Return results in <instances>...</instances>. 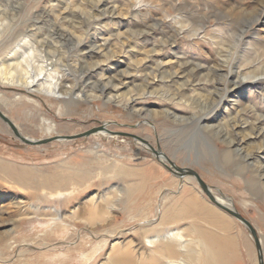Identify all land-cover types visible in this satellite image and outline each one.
<instances>
[{"label":"rangeland","instance_id":"374dc122","mask_svg":"<svg viewBox=\"0 0 264 264\" xmlns=\"http://www.w3.org/2000/svg\"><path fill=\"white\" fill-rule=\"evenodd\" d=\"M101 1L104 4L102 10L110 11L114 8V11L112 14L99 15L88 27L87 24L93 19L86 12H92L90 5L94 0H18L15 3L0 0V14L6 11L8 17H15V23L0 36V67L9 69L6 76L12 74L14 78H19L20 73L15 69L18 63L24 67L22 57L26 56L23 52H28L25 50L28 44H24L26 40L21 31L25 25L31 26L37 35L28 39L29 45L34 44V47L40 49L34 50L36 57L31 59L27 75L35 76V65L43 62L40 55L44 56V52L49 51L54 64L59 66V72L65 68L73 70V66L78 65L76 75L90 68L92 80H98L100 76L116 82L120 79L117 91L119 96H129L131 92L137 97L138 103H147L152 110L157 111L167 107L177 112L184 111L183 103L176 101L177 98L172 102L170 99L177 96L176 88L185 82L187 73L195 65L220 67L222 56L228 54L230 67L234 71L238 68L242 71L254 68H258V72L264 70V0ZM49 5L54 6V15L45 12ZM222 9H226L224 13L227 16L219 13ZM207 10L214 12L207 13ZM159 19H165L174 27L160 25L157 23ZM176 19L183 20V28L175 23ZM59 27L84 36L80 52L76 51L73 39L60 36ZM207 31L208 34H205ZM194 32L196 35L190 36ZM48 35L52 39L44 47L36 43ZM105 38L104 53H97L96 47L102 45ZM124 38L127 39V45L122 46ZM181 62L184 63L181 69L186 67L185 71L179 70L170 78L160 77L172 72ZM134 64L137 65V71L132 67ZM158 65L157 77L151 89L153 93L138 95L136 90L145 76L151 78V71L156 70ZM225 67L221 65L218 77L223 74ZM204 72L195 79L201 78ZM235 76L231 74L229 79H235ZM44 78L50 79L49 76ZM66 82L71 84V81ZM192 84H197L193 88L201 95L206 96L213 90L201 81H194L186 87V96L193 95ZM61 90L65 91V87H61ZM0 93L6 94L0 102L4 113L2 110L0 112L11 116L14 126L31 140H39L38 137L46 133L45 124L39 123V116H34L37 110L35 107L29 108L22 100L13 101L17 95L35 101L38 110L46 114L45 118L49 116L58 123L69 124L61 135L79 132L84 126L93 128L103 124L116 128L32 145L21 142L0 119L11 133L3 129L0 123V159L14 168L27 169V177L33 173L32 180L18 183L0 172V264H111L117 254L115 246L120 248V252L134 251L135 255L142 251L147 253L139 228L159 219L164 193L177 194L183 186L179 183L181 175L161 156L168 157L178 166L195 170L211 194L231 197L236 212L255 231L258 224L264 233L263 215L250 207L244 208L236 197L241 195L246 201L254 202L258 210L264 211L259 189L255 186L256 180L249 170L237 169L231 158L216 150L213 143L218 147L223 144L215 133L193 129L192 121L188 119L189 112L197 111L199 114L208 113L216 118V123H222L224 107L212 108L206 101H193V105L185 108L187 121L170 118L161 125L159 134L151 118L133 117L115 104L108 107L95 102L71 104L66 105L67 109L64 108L71 115H59L42 94L3 85H0ZM227 95L231 96L224 100L229 97L230 101L234 99L240 106L249 104L253 111L264 114L263 82L242 84ZM52 101L58 103L55 99ZM140 125L145 128L138 131ZM21 129L26 133H22ZM148 134L152 137L144 138ZM259 143V139L248 137L244 149L256 152ZM154 150L161 151V156H156ZM256 157L257 161L264 163V149ZM118 166L141 171L146 168L152 178L142 180V175L137 173L128 178L123 177L116 174ZM82 170L86 178L81 180L74 172ZM48 174H61L70 179L54 188L43 183L42 176ZM233 176L240 178V181L232 180ZM167 178L177 179L176 189L164 185ZM215 182L226 183L227 187L221 189ZM131 183L144 188V198L139 195L125 197L124 193L130 191ZM229 189L235 191L236 195ZM203 195L208 201L216 203L204 192ZM143 201H150V216L137 221L140 217L138 215L142 214L140 209L145 206ZM223 202L230 208L228 199H223ZM92 211L98 212L102 219H92L89 216ZM225 213L241 228L254 250L253 258L251 251L245 247L240 248L238 262L234 264H260L258 253L261 258V246L258 251L248 228L226 210ZM97 240H106L108 243L102 247L95 243Z\"/></svg>","mask_w":264,"mask_h":264},{"label":"bare ground","instance_id":"6f19581e","mask_svg":"<svg viewBox=\"0 0 264 264\" xmlns=\"http://www.w3.org/2000/svg\"><path fill=\"white\" fill-rule=\"evenodd\" d=\"M11 1L15 3L18 0ZM103 5L104 4L101 0H94L93 4L90 5L92 12L89 11L86 13H89L88 16L93 20L89 24H87L88 27L92 24V22H95V20L99 18V15L105 13L112 14V12L114 11V8H112L110 11L102 10ZM213 10L215 11L216 9L213 8ZM214 11L207 10V13ZM224 11H226V9H222L219 13H224ZM45 12L47 13V15H54V6L49 5V7L45 9ZM223 15L224 17L227 16L226 13H224ZM14 18L12 16L10 17V15L8 17V13L6 11L0 14V36L4 34L5 30L9 26L15 23ZM182 22L183 20L180 19L175 20V23L179 24L181 28L184 27ZM157 23H159L160 25L166 24L169 27H174L172 26V23L167 22L165 19H159ZM248 25H250V23ZM31 28V26L25 25L21 31L23 37L26 40L24 44H28V47H26L25 49L28 50V52H23V54H26V56L22 57L24 67L21 63H18L19 66L17 69H15L20 73V77L14 78V75L12 74H10L8 77L6 75L9 74V69L6 70V68L3 69L2 67H0V85L24 88L28 92L42 94L44 98L46 97L48 101L52 103L59 115H71V112L68 113L66 111V105L70 106L71 104H90L91 102H95L98 105L107 107L115 104L128 111V113L132 114L133 117L151 118L156 123L159 134L162 130L161 125L171 120L170 118H172L173 120L175 118H182L186 119L187 121V109L185 108L193 105V101H206L207 103L211 104L212 108L215 106L219 108L224 107L225 116L222 119V123H216V118L210 116L208 113L199 114L197 113V111L189 112L188 119L192 121V125L194 127L193 129L208 133H215L219 137L223 146L218 147L215 143H213V145L216 147L217 151L222 153L224 156L231 158V161L234 162V165L237 169L249 170L252 177L256 180L255 186L259 189V198L261 203L264 205V163H260L259 161H257L256 157V154L264 149V114H262L261 112L253 111L249 104L240 106L239 102L234 101V99L233 101H230L229 97L227 98V100H224L227 96H231L227 95L228 93H233L234 89L238 86H241L242 84L255 85L261 82L264 83V70L258 72V68H254L252 70L247 69L242 71L240 70V68H238L237 71H234L231 68L232 66L230 67L228 54L224 57L222 56L223 60L220 61V63L226 65V67L223 74H221V76L219 77L217 76L219 73L218 70H221L220 67L222 64L220 65V67L201 66L199 64L198 66L195 65L193 66L192 70L187 73L185 82L181 85H178V87L176 88L177 96H172L173 98L170 99L172 102L177 98L176 101H179L185 105V107H183V110L186 112H177L171 110L168 107L163 108L161 111H157L154 109L152 110L150 105L147 103H138L136 101L137 97H135L131 92L129 96H119L117 91L118 85L121 84L120 79L118 82H116L113 79H103L100 76L98 80H92L90 76V68L85 69L82 73L76 75L75 69L78 65H72L74 67L73 70H70L69 68L66 70L65 68L59 72V66H56L54 64L53 60L51 59L52 55L48 53L49 51H45L44 56L40 55L43 62L40 65H35V70L33 72L35 73V76L27 75L28 67L31 66V61L34 57H36L34 50L37 49V47H34V44L29 45L30 40L28 39L32 36L37 37L35 31H33ZM59 28L61 30L60 36H62L63 39H73L75 41L76 51L80 52L82 50L81 44L85 41L84 36L78 34V32L75 33L74 31L72 32L61 27ZM203 31H205V29H203ZM205 34H208V31L205 32ZM191 35H196V32L191 33L190 36ZM51 39L52 38H50V35H48L43 39V41L40 40L42 42H40L39 40L36 41L35 39L32 40L36 41V43H39L41 47H44L45 43L47 41H50ZM103 41L104 43L102 45L96 47L97 53L103 52V47L107 41V38H105ZM18 43L17 46H19ZM121 45H127L126 38L121 41ZM182 64L184 63H178L176 69L168 73L166 76L160 75V77L170 78L171 75H176L179 70H181L182 72L185 71L186 67H183V69H181ZM132 67L134 71H137L136 64H134V66ZM158 69L159 65L156 70L154 69L151 71V78H147L145 76L144 81L136 90L138 95L141 96L146 93H153L151 89L154 84V79L157 77L156 71H158ZM202 72H204L203 76L199 79H195V77ZM159 74L161 73L159 72ZM231 74L236 75L235 79H229V76ZM47 76H49L50 79L44 78ZM243 78H246L247 80H243ZM66 81H71V84H68V82ZM194 81L199 83L201 81L202 84L209 85L211 87L210 89L213 90H210L208 94L206 93V96L201 95V93L196 91L197 89L193 88L195 87L194 85L197 84H192L191 88H193V95L186 96V87H189V85H191V83ZM61 87H65V91H62ZM4 95L6 94L0 93V102L3 101L2 97L5 98ZM173 95H175V93H173ZM13 99V101L17 99L22 100L30 106L29 108L32 109V107H35L37 109L34 116H39V123H44L46 128V133L43 136L38 137V139L52 137L53 135L61 136L60 133H64V130L68 128L69 124L67 123H58L49 116L45 118L46 114L38 110L39 108L37 107L36 102L32 99L21 97L20 95H17V97H14ZM52 99L57 100L58 103H54ZM64 108L66 109L64 110ZM192 108L194 107L192 106ZM0 110H2L1 104ZM2 111L4 113V110ZM6 117L11 122L13 121V118H11V116L9 117L6 115ZM7 125L3 124L2 126L3 129L9 131ZM143 128H145V126L140 125L138 131L143 130ZM0 129L2 130V127ZM81 129L82 130L79 132L76 131L65 133V135L72 136L81 132L84 133L91 128L84 126V128ZM115 129L116 128L114 126L107 125L104 126L102 130ZM21 131L22 133H26L23 129H21ZM239 132H243V134ZM9 134L11 135L10 131ZM151 137L152 136L150 134L144 135V138ZM248 137H251L253 140H260L259 145L255 148L256 152L251 149H244V145L247 143ZM32 140H35V138ZM159 156H161V154ZM161 158L168 162V157L161 156ZM112 166L113 164L109 167ZM0 172L4 176L11 178L13 181L18 183L27 179H33V173H30V177L26 176L29 173L27 169L14 168L8 162L2 159H0ZM116 172V174H121V176L126 178L132 176L133 173H137L139 176L142 175V180L146 178H152L151 173L146 168L141 171L136 168L127 169L124 166H118ZM74 174L78 177V179L82 180L86 178V173L84 172V170L74 172ZM42 178L45 185L54 188H57V186L59 187L63 183H67L70 179V177L61 174H48L42 176ZM231 179L236 182L240 181V178L235 176L231 177ZM166 181H164V185H168L169 187H172V189H176L177 183H175V181L177 182V179L175 180L174 178H167ZM179 183H181L183 186L177 194H173V192L164 193L160 205L161 211L159 219L155 223H150L145 225L144 227L139 228V231L142 232L143 243L147 247L148 252L145 253V251H142L138 253V255H135L134 251L120 252V248L115 246L114 249L117 251V254L112 259L111 264H234V262H238V258L240 255L239 250L242 247H245L247 251H251V256H253L254 258V250L249 239L242 232L241 228L234 222V220L225 213V210L229 208V206L225 202H223V199H228L230 202L229 209L236 212V207L232 202L231 197L227 198L223 195H213L207 189L209 192V196L211 197L210 200L216 202L215 204L217 205L221 204L219 206V209L217 205L206 199V197L203 195V192L205 194L206 192L202 190L201 187L197 188L196 178H194L193 175H181ZM215 184L221 189H225L227 187L226 183L215 182ZM132 185L133 183H131L130 191L124 193L125 197L128 198L132 195H139L140 197L144 198V188L139 187L137 184L133 186ZM229 191L236 195L235 191H232L230 189ZM134 192L135 194H133ZM236 197L238 198V200H240L244 208L250 207L264 217V211L258 210V207L254 202H251L250 200L249 202L246 201V199L241 195H236ZM144 204L145 206L140 209V213L142 214L138 215V217H140L137 219V221L141 219H147L150 216V210H148V206H151L150 201H147ZM89 216L92 219H102L101 215L96 211L90 212ZM184 223L185 225H181ZM256 227V231L254 230L255 237L257 239L258 245L260 243L259 249L261 246L263 257L264 233L261 228L258 227V224ZM252 228L254 229V227ZM112 233L113 232H109L108 234ZM87 240L88 242L90 241L94 243V241H91L89 239ZM95 243H98L103 247L108 242L106 240H97L95 241ZM262 257L260 258V263L264 264V257L263 261Z\"/></svg>","mask_w":264,"mask_h":264},{"label":"water","instance_id":"95a60500","mask_svg":"<svg viewBox=\"0 0 264 264\" xmlns=\"http://www.w3.org/2000/svg\"><path fill=\"white\" fill-rule=\"evenodd\" d=\"M0 118L6 122V124H8V126L11 128V130L13 131L14 135L22 142L26 143V144H43V143H47L50 142L52 140H59V139H72L74 137H80V136H85V135H89L92 132H97L99 130H102L104 128L103 124H100L98 126H95L87 131H85L84 133H79V134H75L72 136L69 135H59V136H52V137H48V138H42L39 140H30L26 137H24L19 130L16 128V126H14V124L4 115L0 112ZM154 152L156 153V156L160 155L162 152L161 151H157L154 150ZM164 154V153H163ZM168 162L170 163V165H172V167L174 168V170L180 174V175H193L194 178H196V182L200 185V187L202 188V190H204L206 192V194L209 196V192H208V188L207 185L205 184V182L203 181V179L199 176V174L186 166H178L176 165L173 161H171L170 159H168ZM209 198H211L209 196ZM227 212H229L233 217L237 218L238 220H240L250 231L251 236L253 237L255 246L257 248V250L259 251V245L257 242V239L255 237V233H254V229L252 228V226L250 225V223L243 218L239 213L235 212L234 210H230V209H226ZM258 257H259V261H260V254L258 253ZM261 264V263H260Z\"/></svg>","mask_w":264,"mask_h":264}]
</instances>
